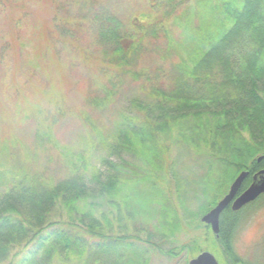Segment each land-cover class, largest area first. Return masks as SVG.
<instances>
[{
  "label": "trees",
  "instance_id": "16d2710c",
  "mask_svg": "<svg viewBox=\"0 0 264 264\" xmlns=\"http://www.w3.org/2000/svg\"><path fill=\"white\" fill-rule=\"evenodd\" d=\"M32 1L40 8H30ZM146 1L149 11L128 27L102 0H0V49L20 12H28L47 45L71 46L93 76L113 85L127 72L146 87L139 112L116 114L111 136L84 138L80 150L62 146L59 158L46 155L53 161L36 170H0V264H52L54 256L148 264L149 247L167 256L186 251L185 264L202 251L220 264L239 261L232 235L242 212L264 194L237 211L226 207L217 235L195 215L212 208L240 171H248L242 192L250 175L264 170V0ZM142 53L157 63L134 69ZM54 63L63 72L57 56ZM109 96L84 101L104 110ZM24 100L34 116L42 114L38 101ZM55 117L52 111L34 134L42 152L56 144ZM88 125L87 131L102 130ZM174 145L199 157L205 169L189 180L192 188L177 178ZM185 189L193 190L186 199L199 203L195 210L185 207ZM187 228L194 234L169 250L153 241Z\"/></svg>",
  "mask_w": 264,
  "mask_h": 264
},
{
  "label": "rangeland",
  "instance_id": "374dc122",
  "mask_svg": "<svg viewBox=\"0 0 264 264\" xmlns=\"http://www.w3.org/2000/svg\"><path fill=\"white\" fill-rule=\"evenodd\" d=\"M102 2L107 3L128 27L132 20L149 11L146 0H102ZM30 8L40 7L32 1ZM19 16L13 28V35L5 33L3 36V40L8 42L7 46L0 49V170L3 171L6 167L14 170L21 165L29 170H36L46 166L48 161H53L52 158L48 160L46 155L56 157V154L63 151L62 146L67 150L68 148L80 150L84 138L96 140L95 137L98 136L100 140L99 138L106 135L111 136L115 129L113 126L114 120L117 119L116 114L124 111L125 108L137 112V108L145 100L143 93L146 87L140 85L142 78L134 80L131 74L125 72L117 76V80L111 85L104 77L93 76L81 64L78 54L71 46L68 50L57 49V46L51 48L43 41L41 26L35 16L22 11ZM1 22L0 19V25ZM55 56L60 60L63 72L56 68ZM154 60H156L155 56L142 53L137 57L134 69L139 66L151 67ZM153 77L151 74L150 79ZM159 81L160 79L157 82ZM106 93H110V96L105 95ZM84 96L88 99L90 97L92 104V97L95 100V96L103 98L109 96L108 104L104 105L105 107L102 108L104 110H98L84 101ZM25 98L32 102L38 101L43 110L42 114L34 116L33 111L27 110L30 108ZM52 111L57 115L55 118H58V125L53 132L56 144L48 151L42 152L44 149L38 147V137L34 134L38 129L40 131L43 129L45 126L43 123L50 117ZM80 114L86 115L88 120H80ZM89 122L102 127V132L90 129L87 131L83 125L87 126ZM96 142L95 144L98 143ZM99 146L97 144L95 148H100ZM101 150H103L102 154L106 153L105 148ZM170 152L175 162L174 170L177 178L182 180L185 188H192L193 184L189 180H194L205 172V169L198 165L201 164L200 158L184 152V149L176 145ZM123 157L126 161L142 164L139 156L137 159L136 156L132 157L124 153ZM185 190L188 193L183 194L185 207L187 210H195L199 203L186 199L191 197L193 190ZM204 213L206 212L196 214V220L200 221ZM183 216L185 218V215ZM241 219L242 224L232 235L234 258L247 264H264V199L244 210ZM153 220L156 224L157 220ZM192 234L194 231L187 228L186 232L180 231L174 237L168 236L153 241L161 245L163 250H169L187 241ZM174 252V255L167 256L155 247H149L148 264H185L187 252L177 253V250ZM53 258L52 264H81V260L76 257L65 260L57 256Z\"/></svg>",
  "mask_w": 264,
  "mask_h": 264
},
{
  "label": "water",
  "instance_id": "95a60500",
  "mask_svg": "<svg viewBox=\"0 0 264 264\" xmlns=\"http://www.w3.org/2000/svg\"><path fill=\"white\" fill-rule=\"evenodd\" d=\"M262 156L256 158L259 162ZM248 172L240 171L233 179L228 187L227 192L220 198L215 205L204 213L200 221L209 226L214 234L219 231V216L221 212L230 207L231 210L237 211L246 204L256 200L260 195L264 194V170H259L252 178V182L242 191L239 189ZM187 264H219L215 256L209 251H202L195 257L188 260Z\"/></svg>",
  "mask_w": 264,
  "mask_h": 264
},
{
  "label": "flooded vegetation",
  "instance_id": "af4514ba",
  "mask_svg": "<svg viewBox=\"0 0 264 264\" xmlns=\"http://www.w3.org/2000/svg\"><path fill=\"white\" fill-rule=\"evenodd\" d=\"M259 170H257V171H255L253 174H251L250 175V179H251V182H252V178H253V176L258 172ZM248 172V171H247ZM247 176H248V174H247ZM250 182V183H251ZM234 234V233H233ZM215 256V255H214ZM216 258V257H215ZM217 259V258H216ZM217 261H218V259H217ZM219 263V262H218ZM220 264V263H219ZM234 264H247V263H245V262H239V261H237V262H235Z\"/></svg>",
  "mask_w": 264,
  "mask_h": 264
}]
</instances>
